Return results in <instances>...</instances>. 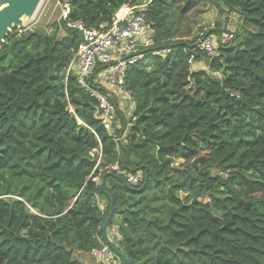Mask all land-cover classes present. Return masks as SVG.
<instances>
[{
	"label": "trees",
	"instance_id": "16d2710c",
	"mask_svg": "<svg viewBox=\"0 0 264 264\" xmlns=\"http://www.w3.org/2000/svg\"><path fill=\"white\" fill-rule=\"evenodd\" d=\"M67 1L68 19L92 28L144 2ZM146 3L154 44L127 67L134 120L119 141L123 128L107 131L65 80L76 30L58 20L0 45V264H86L80 255L107 245L102 179L126 264H264V0ZM209 7L240 17L215 55L186 24Z\"/></svg>",
	"mask_w": 264,
	"mask_h": 264
},
{
	"label": "built area",
	"instance_id": "2783aa9c",
	"mask_svg": "<svg viewBox=\"0 0 264 264\" xmlns=\"http://www.w3.org/2000/svg\"><path fill=\"white\" fill-rule=\"evenodd\" d=\"M62 5L59 20L66 27L76 30L82 39L66 68L65 80L69 75L76 78L78 85L95 100L97 118L111 132L120 105L126 104L132 113L135 107L131 93L124 88L127 67L141 59L143 52L154 44L153 31L144 16L147 3H124L115 11L110 22H104L97 28L87 27L82 21H71L68 19L69 2L65 0ZM216 29L212 23L209 29H202L196 35L197 47L206 50L209 55H215L219 47L229 45L235 37L233 30ZM132 113L129 117L131 121L134 120ZM122 136L115 138L116 141ZM98 156L100 160L101 154L98 153ZM110 168L118 169V166L115 164ZM127 182L132 185L142 183V172L138 170L128 174ZM109 233L112 243L121 239L117 224L110 227ZM89 255L95 264H121L120 258L106 244L92 250Z\"/></svg>",
	"mask_w": 264,
	"mask_h": 264
},
{
	"label": "water",
	"instance_id": "95a60500",
	"mask_svg": "<svg viewBox=\"0 0 264 264\" xmlns=\"http://www.w3.org/2000/svg\"><path fill=\"white\" fill-rule=\"evenodd\" d=\"M43 0H0V45L12 33L13 29H21L25 22L31 21L36 16ZM147 0H144L146 3ZM104 179L99 185V191L103 193L110 202L108 214L104 220L102 230L105 242L109 245L116 255L120 258L121 264H126V256L109 239L107 235L108 223L114 211V199L105 190Z\"/></svg>",
	"mask_w": 264,
	"mask_h": 264
},
{
	"label": "rangeland",
	"instance_id": "374dc122",
	"mask_svg": "<svg viewBox=\"0 0 264 264\" xmlns=\"http://www.w3.org/2000/svg\"><path fill=\"white\" fill-rule=\"evenodd\" d=\"M62 3L63 2L61 0H43L34 19L31 21L25 22V25L21 29L17 28L15 32L21 33L24 30H30L34 28L44 29V28L49 27L50 24L59 20V17L63 9ZM216 11L217 10L215 8L209 7L207 11L204 12V14H201L198 16H189L190 20L186 22V24L190 25V27L192 28V34L189 37L190 38L195 37L198 34V32L202 29H209L210 25L212 23L215 24V22L218 20H222L221 22H219L221 24L229 20V24L231 25L229 29L233 30V32H237V30L239 29L238 26L240 23L238 14H236L235 12H234L235 14L233 15H231L232 12L230 14L226 13L227 17H225V19L223 20V19H219L218 12L216 14ZM49 30L50 29H48V31ZM62 32H64V30H62ZM202 201L208 202V198H203Z\"/></svg>",
	"mask_w": 264,
	"mask_h": 264
},
{
	"label": "crops",
	"instance_id": "0c3cea01",
	"mask_svg": "<svg viewBox=\"0 0 264 264\" xmlns=\"http://www.w3.org/2000/svg\"><path fill=\"white\" fill-rule=\"evenodd\" d=\"M213 8H215V7H213ZM216 14H217V11H216ZM233 14H235V13L232 12L231 15H233ZM225 17H227L226 14L222 16V19L224 20ZM238 17H239V14H238ZM239 19H240V17H239ZM229 27H231V25L229 24V20L222 24V28L229 29ZM193 65H195V66H193ZM197 66H199V67H197ZM192 67H193V69H201V68L206 69L207 68L203 62H193ZM120 108L121 109H120L119 114H118L119 116L116 119L115 126H116V128L122 127L123 129H122L120 135H124V133H126V130L128 129V125H126V124H128V122H129L128 120H129L130 114L132 113V110L126 104L120 105ZM120 123H121V125H120ZM107 235H108V233H107ZM80 256H82L81 259L86 264H95L89 254H84V255H80Z\"/></svg>",
	"mask_w": 264,
	"mask_h": 264
}]
</instances>
